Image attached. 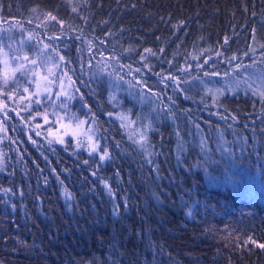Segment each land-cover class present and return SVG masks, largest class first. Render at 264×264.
<instances>
[{
  "label": "trees",
  "instance_id": "16d2710c",
  "mask_svg": "<svg viewBox=\"0 0 264 264\" xmlns=\"http://www.w3.org/2000/svg\"><path fill=\"white\" fill-rule=\"evenodd\" d=\"M0 26L49 44L97 140L44 141L11 103L0 264H264V0H0Z\"/></svg>",
  "mask_w": 264,
  "mask_h": 264
},
{
  "label": "rangeland",
  "instance_id": "374dc122",
  "mask_svg": "<svg viewBox=\"0 0 264 264\" xmlns=\"http://www.w3.org/2000/svg\"><path fill=\"white\" fill-rule=\"evenodd\" d=\"M40 16L36 20L38 25L47 21L44 20L47 18L44 13ZM35 36V33L28 31H20L17 35L9 31L1 35L0 32V87L3 89V95L0 94V117L3 118H0V122L8 121L7 111L14 110L12 112L17 113L16 116L20 111L30 118L31 123L26 130L30 129L44 141L61 142L69 136L77 146L93 152V148H97L93 120L88 115L78 116L70 108L73 99L71 80L57 54H51L49 44L41 42L36 45ZM12 78L15 79L10 82ZM6 85L7 88L4 87ZM15 90L19 93H15L13 99L11 95ZM113 116L129 138L139 146L144 145L148 122L138 124L127 113L120 111L113 112ZM2 137L5 136L0 124V139Z\"/></svg>",
  "mask_w": 264,
  "mask_h": 264
},
{
  "label": "snow or ice",
  "instance_id": "6c2138e0",
  "mask_svg": "<svg viewBox=\"0 0 264 264\" xmlns=\"http://www.w3.org/2000/svg\"><path fill=\"white\" fill-rule=\"evenodd\" d=\"M75 11V9H73ZM48 18L51 19V20H55L56 17L55 16H52L50 13L48 14ZM181 23H183V21H181ZM225 40H227V38H225ZM47 47V45L45 46ZM146 52H150L151 50L150 49H146L145 50ZM143 139V137H142ZM93 150H95V148H93ZM107 155V153H104V155L101 156V160H103L105 158V156ZM261 248H264V244L260 245Z\"/></svg>",
  "mask_w": 264,
  "mask_h": 264
}]
</instances>
